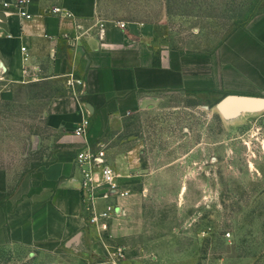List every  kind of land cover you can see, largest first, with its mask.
<instances>
[{"label": "crops", "instance_id": "crops-1", "mask_svg": "<svg viewBox=\"0 0 264 264\" xmlns=\"http://www.w3.org/2000/svg\"><path fill=\"white\" fill-rule=\"evenodd\" d=\"M21 2L31 19L19 14ZM0 12L6 14L0 20V116L22 100L42 117L28 130L34 138L23 141L28 151L37 149L25 150L26 160L15 161L13 131L0 126V264L12 256L27 264H148L152 252L168 259L173 249L167 239L161 250L143 232L142 201L153 174L141 167L136 150L129 152L123 173L141 190L128 189V196L109 201L96 198L98 214L116 208L108 230L92 224L77 165L87 144L76 131L89 119L86 138L99 149L105 131L119 128L157 96L264 98V12L209 54L158 47L147 24L105 21L99 0L50 6L6 0Z\"/></svg>", "mask_w": 264, "mask_h": 264}, {"label": "rangeland", "instance_id": "rangeland-1", "mask_svg": "<svg viewBox=\"0 0 264 264\" xmlns=\"http://www.w3.org/2000/svg\"><path fill=\"white\" fill-rule=\"evenodd\" d=\"M263 12L264 0H99L103 20L150 25L158 47L203 54ZM157 99L105 131L96 145L123 174V190H141L123 173L130 151L153 174L142 201L143 232L161 250L166 238L173 251L166 260L152 252L147 263L264 264V111L229 121L213 98L174 93ZM2 111L0 126L13 131L14 159L26 160L23 141L42 117L22 100ZM2 264L27 262L12 256Z\"/></svg>", "mask_w": 264, "mask_h": 264}, {"label": "built area", "instance_id": "built-area-1", "mask_svg": "<svg viewBox=\"0 0 264 264\" xmlns=\"http://www.w3.org/2000/svg\"><path fill=\"white\" fill-rule=\"evenodd\" d=\"M8 7V4H5ZM19 14L25 19H31L32 15L26 10L25 6L21 2L16 4ZM118 26L125 27L124 22H118ZM105 36L104 30H102L101 37ZM90 126L89 119L84 120L76 131V136L84 139L87 144V148L81 151L77 156V165L80 169L81 190L85 201L88 200L91 203L93 209V215L91 218L92 224L96 225L100 230H108L110 228L109 221L115 214V205H109L107 209L101 213H97L95 210V199L100 198L103 200H111L115 197H126L130 194L128 190H123L119 183V175L110 165L107 158V153L104 149H94L88 143L86 138L87 130ZM89 206V207H90ZM118 256L122 258L124 256V250H118Z\"/></svg>", "mask_w": 264, "mask_h": 264}, {"label": "water", "instance_id": "water-1", "mask_svg": "<svg viewBox=\"0 0 264 264\" xmlns=\"http://www.w3.org/2000/svg\"><path fill=\"white\" fill-rule=\"evenodd\" d=\"M0 20L4 22L6 14L0 12ZM216 109L224 119L229 121L237 120L245 115L263 112L264 98L227 96L217 103Z\"/></svg>", "mask_w": 264, "mask_h": 264}, {"label": "bare ground", "instance_id": "bare-ground-1", "mask_svg": "<svg viewBox=\"0 0 264 264\" xmlns=\"http://www.w3.org/2000/svg\"><path fill=\"white\" fill-rule=\"evenodd\" d=\"M240 119V118H239Z\"/></svg>", "mask_w": 264, "mask_h": 264}]
</instances>
